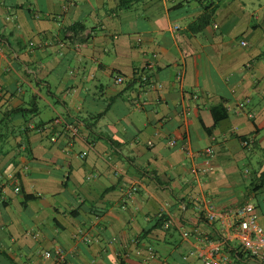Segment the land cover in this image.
<instances>
[{
	"label": "crops",
	"instance_id": "obj_1",
	"mask_svg": "<svg viewBox=\"0 0 264 264\" xmlns=\"http://www.w3.org/2000/svg\"><path fill=\"white\" fill-rule=\"evenodd\" d=\"M119 2L0 0V264H264V0Z\"/></svg>",
	"mask_w": 264,
	"mask_h": 264
},
{
	"label": "built area",
	"instance_id": "obj_2",
	"mask_svg": "<svg viewBox=\"0 0 264 264\" xmlns=\"http://www.w3.org/2000/svg\"><path fill=\"white\" fill-rule=\"evenodd\" d=\"M178 77L180 78L181 74H178ZM143 79H146V76H143ZM123 81L124 77H122L121 75H117L115 77L116 83H122ZM134 189L135 187L132 188V190ZM14 190H16V188ZM232 215L237 221L236 233L240 239L242 249L252 257L264 258L263 228L257 221V214L255 213L253 206L249 204H243L233 210ZM207 218L209 220H212L214 218V214L208 212ZM80 235L84 240H88V237L86 235L82 233ZM42 255L44 258L53 257L57 264H63L64 262H66L67 258L66 250H64L60 246L54 248L53 253L50 250H44ZM218 262L221 264H226L227 257L222 256L218 260ZM213 263H215V261L211 258L205 259L203 262V264Z\"/></svg>",
	"mask_w": 264,
	"mask_h": 264
},
{
	"label": "trees",
	"instance_id": "obj_3",
	"mask_svg": "<svg viewBox=\"0 0 264 264\" xmlns=\"http://www.w3.org/2000/svg\"><path fill=\"white\" fill-rule=\"evenodd\" d=\"M128 1L129 0H120V2H119V6L120 7H123V6H125V5H127V3H128ZM211 13H212V11L210 10L209 12H207L203 17H201V23L198 25V30L202 27V25L204 24V23H206L207 21H208V19H206V18H208V17H210V15H211ZM72 28V30L74 29V27H71ZM76 31V30H75ZM159 220H161V218L159 219ZM237 257H241V255L240 254H238V256Z\"/></svg>",
	"mask_w": 264,
	"mask_h": 264
}]
</instances>
